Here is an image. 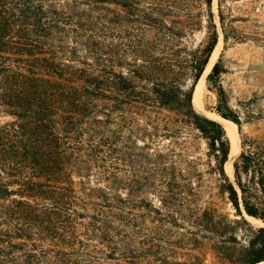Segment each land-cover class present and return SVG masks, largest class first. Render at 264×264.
Returning a JSON list of instances; mask_svg holds the SVG:
<instances>
[{"label": "trees", "instance_id": "16d2710c", "mask_svg": "<svg viewBox=\"0 0 264 264\" xmlns=\"http://www.w3.org/2000/svg\"><path fill=\"white\" fill-rule=\"evenodd\" d=\"M154 1L0 0V264H202L163 251L164 227L185 221L184 208L204 223L217 264H264V147L241 138L231 182L224 129L192 106L218 40L211 0L203 2L205 41L194 49L181 41L201 29V12L182 19ZM119 17L134 25L124 42ZM219 22L226 42L221 15ZM222 71L216 63L207 76L215 112L241 133ZM197 140L239 220L211 201L188 208L202 176L188 159ZM121 161L144 174L139 189L157 193L161 207L140 200L154 237L136 214L132 183L118 178ZM239 224L248 232L242 248Z\"/></svg>", "mask_w": 264, "mask_h": 264}, {"label": "rangeland", "instance_id": "374dc122", "mask_svg": "<svg viewBox=\"0 0 264 264\" xmlns=\"http://www.w3.org/2000/svg\"><path fill=\"white\" fill-rule=\"evenodd\" d=\"M140 1L143 2L144 8H146V5L148 6L149 2H153V0ZM154 2L163 4L166 10L169 11L168 14L177 15L182 19L187 16L194 18L195 13L201 12L198 19L201 21V29L186 34L181 42L193 49L204 43V27L207 24L208 12L203 4L204 0H158ZM118 10L121 16L123 11L120 7H118ZM210 13L218 34L217 58H215L213 65L220 64L223 71L219 77V84L225 93L229 108L241 120V133H239L236 126L239 155L242 137L256 141L264 147V0H211ZM219 15L222 16L226 28L229 29V38L226 42L221 30ZM121 19L119 17L118 24L122 30L119 37H122L120 40L124 42L126 38H124L125 33L123 30L130 31L129 28H134V25L130 22V17L126 18L127 21L123 20L124 22ZM212 67L204 77L203 90L199 95L200 107L192 106L198 114L213 120L212 115H219L215 112L218 105L217 93L209 87L207 82V76ZM6 121V117H0V124ZM166 144L165 141L160 143V146ZM205 152V144L200 140H197L195 144L193 143V146L191 145L188 150V159L197 162L196 169L202 175L199 185L196 187L198 197L193 205L188 206V208L204 210L207 203L211 201L212 207L217 209L218 213L227 216L231 220H239L226 196L220 194L218 190L219 177L211 170L214 167V162L205 156ZM238 155L231 161L232 166ZM122 159L124 158L122 157ZM138 169L137 166L132 164L125 166V162L121 161L118 162L117 174L119 180L128 179L132 183L136 214L144 215V233L146 238H150L155 236L153 228L157 225L153 221V216L147 211L148 209H142L143 204H140V200H143L144 206L146 203H151L155 207H161V204L157 193L153 189L149 187H140L141 189H139L136 181L144 174H138ZM224 173L232 182L233 168L231 175L227 174L225 170ZM192 180L196 183L195 178H192ZM119 192L122 196L126 194L125 190H119ZM182 212L185 221L179 222L178 225L166 224L164 227L166 232L163 234V251L167 255L174 256L177 263H190L193 261L192 258H197L202 264H217L210 249L209 234L203 229L205 228L204 223L203 227L195 225V223H192L194 222L193 213L187 208L182 209ZM244 218L247 221L245 215ZM247 223L254 228L263 226L260 222L253 225L248 221ZM199 224L201 223L199 222ZM238 228H240L237 233L238 243L242 248L246 246L245 237L242 235L248 234V232L247 227L243 224H239Z\"/></svg>", "mask_w": 264, "mask_h": 264}, {"label": "bare ground", "instance_id": "6f19581e", "mask_svg": "<svg viewBox=\"0 0 264 264\" xmlns=\"http://www.w3.org/2000/svg\"><path fill=\"white\" fill-rule=\"evenodd\" d=\"M217 49H218V45L215 46V48H214V50L210 56V59H209L207 65L205 67V71H204L203 75L201 76L199 83L195 87L194 93L192 95V105L194 107H198V108L200 107L199 106V104H200L199 95L203 90L204 77L207 74V72L210 70V68L212 67L213 63L215 62V60H216L215 58H217L216 57ZM212 116H213V120L217 121L222 126V128L224 129L226 136L228 137L229 142H230V151L229 152H231L232 156L230 157L229 161L224 164V170L227 174L231 175L232 174L231 160L234 157H236L239 153L238 141H237V137H236V135H237L236 134V125L233 124L229 120H225L223 118H220L219 116H216V115H212ZM245 217H246L247 221L252 225L257 223V222H260L258 220L251 218V217H248V216H245Z\"/></svg>", "mask_w": 264, "mask_h": 264}, {"label": "water", "instance_id": "95a60500", "mask_svg": "<svg viewBox=\"0 0 264 264\" xmlns=\"http://www.w3.org/2000/svg\"><path fill=\"white\" fill-rule=\"evenodd\" d=\"M202 74H203V73H202ZM193 92H194V91H193ZM192 95H193V94H192ZM231 156H232V155H231V152H229V155H228V158H227V161H226V162L229 161V159H230ZM234 158H235V157H234ZM234 158H233V159H234ZM233 159H232V160H233ZM232 160H231V161H232ZM232 168H233V167H232ZM244 215H245V214H244ZM245 216H247V215H245Z\"/></svg>", "mask_w": 264, "mask_h": 264}]
</instances>
